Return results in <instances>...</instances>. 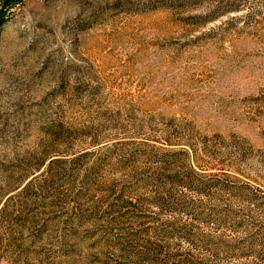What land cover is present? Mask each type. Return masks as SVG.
<instances>
[{
    "label": "rangeland",
    "instance_id": "rangeland-1",
    "mask_svg": "<svg viewBox=\"0 0 264 264\" xmlns=\"http://www.w3.org/2000/svg\"><path fill=\"white\" fill-rule=\"evenodd\" d=\"M0 264H264V0H0Z\"/></svg>",
    "mask_w": 264,
    "mask_h": 264
}]
</instances>
